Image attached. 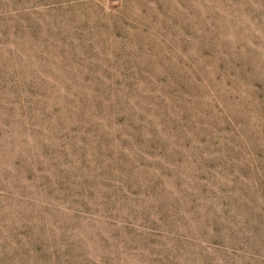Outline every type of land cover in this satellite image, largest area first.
<instances>
[{
  "label": "rangeland",
  "instance_id": "374dc122",
  "mask_svg": "<svg viewBox=\"0 0 264 264\" xmlns=\"http://www.w3.org/2000/svg\"><path fill=\"white\" fill-rule=\"evenodd\" d=\"M0 264H264V0H0Z\"/></svg>",
  "mask_w": 264,
  "mask_h": 264
}]
</instances>
